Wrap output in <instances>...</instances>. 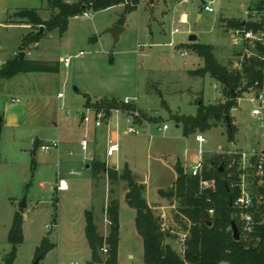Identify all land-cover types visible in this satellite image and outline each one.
I'll return each mask as SVG.
<instances>
[{
  "label": "rangeland",
  "instance_id": "1",
  "mask_svg": "<svg viewBox=\"0 0 264 264\" xmlns=\"http://www.w3.org/2000/svg\"><path fill=\"white\" fill-rule=\"evenodd\" d=\"M38 1V6L42 7L40 17L49 19L56 13L47 0ZM62 1L74 3L78 0ZM179 1L141 0L137 8L124 17L123 31L117 42L105 31L120 21L122 5L88 11L89 16L69 18L64 31L45 32L36 46L23 47V38L31 29L19 24L20 19L13 14L27 8L22 7V0H0V61L11 59L14 53L20 52L25 53L26 59L42 61L58 62L60 58L71 57L68 68L59 64V72L51 76L39 103H28L24 96L15 92L0 93V264L10 252L7 235L14 211L19 209L23 211V242L16 249L13 264H32L35 250L43 238L56 244L57 248L50 250L38 264H86L90 252L83 237L84 211H92L96 229L102 233L106 228L104 210L111 199L119 203L120 264H143L142 240L134 226L135 212L124 199L129 190L128 179H122L126 170L129 180L142 186L144 199L152 207L154 216L161 220V226L164 225L168 234L165 241L180 255L175 241L183 235L187 237L189 222L179 213V201L163 198L160 192L167 193L172 187L175 164H181L184 170L197 164V134L206 140L202 145L203 169L205 161L219 155L224 158L226 174H230L229 164L235 158L238 146L248 147V137L256 132L255 127L264 126V107L259 117L251 113L259 105L253 98H258L260 93L264 97V83L260 91L248 89L243 93L231 110L238 128L232 142L227 141L225 125L184 136L182 128L169 120L170 115L194 116L198 97L204 105L225 101L218 83L208 76L199 78L188 74L203 65L192 51V44L210 46L216 60L230 71H233L232 63H236V70L241 72L246 59H262L252 47L247 51L234 50L231 35L221 24V20H246V11L257 0H189L187 4H179ZM205 5L213 12H206ZM182 14L186 15V24L178 22ZM174 29L178 33H173ZM190 35L196 37L195 42L188 41ZM80 52L83 55L76 57ZM184 52L186 56H181ZM57 93L63 94L58 105ZM85 95L91 101L115 99L118 108L125 98L133 101L122 109V113L110 115L109 129L116 131L118 136V152L110 158L105 157L107 128L95 129L92 122L80 123ZM162 100L164 105H161ZM97 102L101 100L91 103V107L96 108L93 104ZM54 105L60 127H41L35 120L53 114ZM61 105L63 108L59 109ZM127 108H133L153 121L141 120L134 125L125 114ZM10 119L16 121L17 126L7 125ZM162 125H166L167 130L159 131L158 127ZM128 127H134L137 134H126ZM33 137L59 140L62 144L58 150L48 153L38 146L33 154ZM84 138L89 144V153L95 149L100 160L107 159V168L112 172L115 168V173L119 174L113 184L103 174L93 180V200L88 197L86 183L89 177L85 166L89 160L80 149ZM58 158L63 162L59 163ZM221 166L223 168V164ZM60 172L67 183H76L68 192L55 190V179ZM70 172L75 175H67ZM24 198L26 206L20 208ZM161 214L165 215L164 219L160 218ZM108 232L107 225L106 236ZM129 255L133 257L131 260H128Z\"/></svg>",
  "mask_w": 264,
  "mask_h": 264
},
{
  "label": "trees",
  "instance_id": "2",
  "mask_svg": "<svg viewBox=\"0 0 264 264\" xmlns=\"http://www.w3.org/2000/svg\"><path fill=\"white\" fill-rule=\"evenodd\" d=\"M141 0H78L74 3H65L62 0H47V4L56 13L49 19L42 20L34 9L17 10L13 17L20 19L34 30L23 38V47L37 43L44 32L58 29L65 30L67 20L88 13V11H101L122 5L120 14L121 24L124 17L137 8ZM153 1V0H151ZM261 6V4H259ZM10 21V20H9ZM222 28L250 29L252 24L238 19L221 20ZM42 26L43 31L38 32ZM192 51L201 59L202 67L188 71L191 77L203 78L208 76L221 87V94L225 101L214 105H204L202 98L196 99V113L194 116L170 115L169 120L180 126L183 135L203 133L220 125L226 126L227 141L232 142L236 133L233 125L231 110L237 106V100L248 89L260 91L264 83V51L257 48L263 60L246 59L241 72H234L222 66L215 58L212 48L204 44H192ZM58 71L57 62L20 60L13 57L5 61L0 67V79H10L19 73H55ZM115 99H101L96 108H118ZM90 99L85 96V107H90ZM164 105V101H161ZM121 105L119 108L123 109ZM133 111V108H127ZM151 122L153 119L146 118L138 113L139 121ZM39 146L34 141V148ZM223 164V168L222 165ZM224 158L213 156L205 161L203 178H212L215 181V190L209 193H199V179L189 177L184 173L181 164L174 165L175 179L167 193L160 192L163 198H176L180 203L179 213L189 222L188 235L183 243V252L177 254L175 250L165 242L168 234L161 230L160 220L154 216L152 207L144 199L142 186L134 185L125 194L127 206L134 210V226L137 235L142 240L143 264H264V226L256 225L253 232H243L240 222L241 211L234 207V202L239 195L236 187V176L233 172L226 174ZM92 180H97L103 174L113 184L118 175L107 168L106 164L97 158H92L89 164ZM229 175V176H227ZM126 174L122 179H128ZM255 198L253 209L255 221L264 217V178L262 184L254 185ZM213 214L209 215L208 211ZM119 203L111 199L104 213L108 222L109 232L104 238L97 232L94 217L91 210L84 212V236L91 250V260L86 264H118V241H119ZM231 223H235L239 231V239L234 240L230 229ZM23 211H14L12 223L7 235V242L11 246L10 252L3 258L2 264H13L17 247L23 242L22 235ZM245 234V235H244ZM247 236L246 238H244ZM55 246L47 238L41 240L36 248L32 264H38L46 254ZM106 252L103 253V249ZM100 250L105 260L102 262L97 255Z\"/></svg>",
  "mask_w": 264,
  "mask_h": 264
},
{
  "label": "built area",
  "instance_id": "3",
  "mask_svg": "<svg viewBox=\"0 0 264 264\" xmlns=\"http://www.w3.org/2000/svg\"><path fill=\"white\" fill-rule=\"evenodd\" d=\"M189 0H180L179 4H187ZM261 4V6H259ZM123 6V4H122ZM204 10L208 13L213 12V9L208 5H205ZM83 15L89 16V13H84ZM180 24H186V15L182 14L178 19ZM245 23L252 24L253 27L250 29H238V28H228L227 32L231 35V47L236 51H247L249 47H252L256 52L257 48H260L264 51V0H257L253 6H251L246 11V20ZM173 33H178L177 29H174ZM171 47L172 44L169 43ZM21 53V52H20ZM20 53H14L13 57L20 56ZM25 55V53H24ZM83 53L80 52L76 55L82 56ZM259 55V53H258ZM181 56H186V53H181ZM263 60L262 55L258 56ZM6 60L0 61V67L4 65ZM64 68H68L71 62V57H65L60 61ZM231 68L233 71L238 72V65L236 63L231 64ZM63 94L60 93L57 95V98H62ZM259 102L257 108L252 110V115L255 117L261 116V110L264 107V97L260 93L258 98H253ZM133 101L125 98L121 101V104L124 106H129ZM63 106H61V109ZM85 110L82 112V116L80 117V123L82 125H86L89 122H92V125L95 129H100L103 127L107 128V146L105 150V157L110 158L115 153L118 152V136L117 132H112L109 129L108 121L110 119V115L115 112L122 113L121 108H110L107 109L105 107L93 108V107H84ZM110 113V114H109ZM128 115L133 124L135 120L138 118V112L126 111L125 113ZM260 128H264L263 125L259 124ZM158 130L163 132L167 130L166 125H162L158 127ZM126 134H137V130L134 127H128L126 130ZM264 136V131L262 133ZM34 141H32V145H34ZM195 141L198 145L197 154L199 156V160L196 165L191 166L189 169L184 170V173L189 177L198 178L199 179V193H209L215 190V181L214 179H203L202 171H203V162H202V154L204 153L202 149V145L206 142L205 138L201 134H197L195 136ZM88 146V142L84 138L80 142V147L82 151H86ZM40 150L44 153H48L53 149H58L59 143L56 141L43 143L39 145ZM234 157L231 164H229L230 172H233L236 176V187L239 190V195L234 202V207L241 211L240 220L242 223V229L244 232L251 233L253 232L256 225L264 226V217H260L259 221H255L253 209V200L255 198L254 185H261L264 178V145L256 144L249 148L239 149L234 153ZM91 161V159H90ZM70 174H73L70 172ZM55 189L57 191H65L67 190V185L65 180L59 179L56 183ZM209 215L213 214L212 210L208 211ZM165 215L161 214L160 218L164 219ZM160 220V219H159ZM161 222V220H160ZM164 225L161 226V230L165 231L163 228ZM186 237L183 235L180 238V241L184 243ZM103 253L106 252L104 248Z\"/></svg>",
  "mask_w": 264,
  "mask_h": 264
},
{
  "label": "crops",
  "instance_id": "4",
  "mask_svg": "<svg viewBox=\"0 0 264 264\" xmlns=\"http://www.w3.org/2000/svg\"><path fill=\"white\" fill-rule=\"evenodd\" d=\"M22 7H24V8H27V9H34V10H36L37 11V14H38V16L40 17V15H39V10H40V8H42V7H40V6H38L39 5V1L38 0H22ZM77 2V1H76ZM70 4V3H69ZM181 16V15H180ZM200 15H197V17H199ZM50 17V16H49ZM196 17V18H197ZM42 20H47L46 18H42V17H40ZM180 18V17H179ZM187 19V18H186ZM245 21V20H244ZM243 21V22H244ZM123 23V22H122ZM122 23L121 24H119V23H116V24H113V25H119V26H122ZM11 24V23H10ZM19 24H24V25H27L30 29H31V32H33L34 30L32 29V27L30 26V25H28V24H25L23 21H20L19 22ZM112 26V25H111ZM41 27L42 26H40L39 28H38V32L40 33V32H42L43 31V27H42V29H41ZM40 30H42V31H40ZM174 31V30H173ZM44 34H45V32H44ZM38 43V42H37ZM37 43H34V46H36V44ZM27 54H29L28 52H27ZM24 59H26V57H25V55H24ZM61 59L62 58H60L59 60H58V71L57 72H55V73H36V72H33V73H19V74H17V75H15L14 77H12V78H10V79H0V93H2V94H7L8 92H15V93H17V94H19V96H24L25 98H26V101L28 102V103H34V102H36V103H39V98L41 97V98H43V96L45 95V90H46V86H47V83L48 82H50L51 81V79H52V75L53 74H57L58 72H59V64L61 63L60 61H61ZM26 60H30V61H42V60H34V59H26ZM44 62H56V61H44ZM77 91V90H76ZM58 94H60V93H57L56 94V97H55V99H56V101H57V105H58V103H60V101H62V98H57V95ZM86 96V95H85ZM88 97V96H87ZM89 98V97H88ZM90 99V98H89ZM103 99H106V98H103ZM99 100H101V99H99ZM99 100H96V101H99ZM12 102H13V100H11ZM90 101H91V99H90ZM96 101H91L90 103H94V102H96ZM84 104H85V97H84ZM84 104H83V106H84ZM62 106V105H61ZM61 106H59V109H61ZM54 110H53V114H51V115H49L48 117H46L45 115H42V116H39L35 121H37V124H41L42 126L41 127H44V125H47V126H50V127H52V128H59L60 127V122H59V119H58V116L56 115V109H57V107L54 105ZM85 107V106H84ZM16 121H14V120H12V119H10V121H8L7 122V125H11V126H17V123H15ZM260 122H262V117H261V120H260ZM233 125L236 127V130L238 131V128H237V126L234 124V121H233ZM262 125V124H261ZM260 125H257V127H255V129H257L256 130V132H253V133H251V135L248 137V147H245V148H249V147H251V146H253V145H256V144H260V145H264V142L262 141V139L264 138V136L262 135V133H263V131H261V129L262 128H260L259 127ZM176 127H180V126H178V125H176ZM260 129V130H259ZM236 131V132H237ZM61 132V131H60ZM105 134H107V131H105ZM58 138L60 137V136H57ZM69 139V138H68ZM33 140H36V141H38L39 142V145L40 144H43V143H48V142H52V141H56V142H58L59 140H51V141H48L47 139H44V138H40V137H33V139H32V141ZM59 143V145L60 144H62V142L61 141H59L58 142ZM80 149H81V147H80ZM238 149H243V147H241V146H238ZM58 150V149H57ZM82 151V150H81ZM82 152H84V153H86L87 154V157L86 158H88V164L85 166V169L87 170V172H88V181L86 182L87 184H88V197L89 198H91V200H93V196H92V188H93V180H92V178H91V174H90V169H89V164H90V159L92 160V158H97V159H99V157L97 156V154L95 153L96 152V150L94 149L93 150V152H90L89 153V144H88V146H87V150L86 151H82ZM36 153V149H34L33 150V154H35ZM68 155L69 156H71L72 155V153L71 152H69L68 153ZM57 156L59 157L60 156V154H57ZM167 159L169 160V157H167ZM100 160V159H99ZM100 161H102V160H100ZM58 162L59 163H62L63 162V160L61 159V158H58ZM102 162H104L105 164H106V166H107V159L105 158V160L104 161H102ZM107 167H109V166H107ZM111 168V167H110ZM113 170H115V171H117L115 168H112ZM130 172V171H129ZM65 174H67V173H65ZM131 174V173H130ZM67 175H75V174H67ZM77 176L79 175V174H76ZM119 175V174H118ZM62 176V172H60V173H57V178L55 179V181H56V183H57V181L59 180V179H63V180H65L64 178H62L61 177ZM65 182H66V185H67V190H65V191H57L56 189V191L57 192H68L70 189H71V187L72 186H74L76 183H74L73 181H71V183H67V181L65 180ZM40 186H41V184H40ZM55 187H56V185H55ZM24 200H25V198H24ZM14 204V203H13ZM24 205L26 206V203H24ZM106 206V205H105ZM90 208L91 209H93L94 208V206L93 205H90ZM157 208H159V207H157ZM162 208V207H161ZM160 208V209H161ZM95 210V209H94ZM86 211V210H85ZM84 211V212H85ZM104 221H105V226H106V228L104 229V232H102V233H99V231H98V229H97V231H98V233H99V235L100 236H106V234H107V225H108V222H107V220H106V217L104 216ZM94 222H95V225H96V218L94 217ZM97 227V226H96ZM83 237L85 238V236H84V232H83ZM86 240V239H85ZM119 241H120V238H119ZM119 241H118V248H119ZM168 245H170L174 250H175V248H174V246H172L168 241H165ZM50 243L51 244H53L55 247L53 248V249H55V248H57V245L56 244H54V243H52L51 241H50ZM175 244L177 245L176 247L180 250V255L182 254V252H183V243L180 241V238H178V241L176 240L175 241ZM87 245H88V243H87ZM88 247H89V245H88ZM52 249V250H53ZM51 252V251H50ZM89 256H88V260H87V262H89L90 260H91V250H90V248H89ZM48 254V253H47ZM46 254V255H47ZM133 257L131 256V255H129L128 256V260H131ZM117 259H118V264H120V260H119V250H118V255H117ZM33 260V259H32ZM126 264H129V263H126Z\"/></svg>",
  "mask_w": 264,
  "mask_h": 264
},
{
  "label": "water",
  "instance_id": "5",
  "mask_svg": "<svg viewBox=\"0 0 264 264\" xmlns=\"http://www.w3.org/2000/svg\"><path fill=\"white\" fill-rule=\"evenodd\" d=\"M42 29V27H41ZM42 31V30H40ZM123 31V28L119 25H112L110 28H108L105 33H108L111 35V37L114 39V42H117L118 40V36L119 34ZM188 41L193 43L196 41V37L193 36V35H190L189 38H188ZM20 60H23L24 59V53L21 52L20 53V56H19ZM74 90L76 91V89L74 88ZM170 162H172L170 159H169ZM133 186V182L132 181H128V188H131ZM25 205H24V199H23V203L22 205H20V208H24ZM230 229H231V232H232V237L234 240H238L239 239V231H238V228L237 226L235 225V223H231L230 225ZM97 255L99 256L100 260L103 262L105 260V256L104 254H102V252L100 250H97Z\"/></svg>",
  "mask_w": 264,
  "mask_h": 264
}]
</instances>
